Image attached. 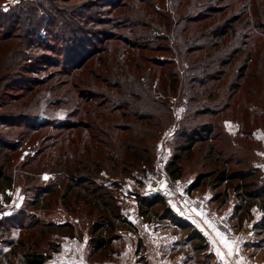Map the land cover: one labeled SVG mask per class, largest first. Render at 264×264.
I'll list each match as a JSON object with an SVG mask.
<instances>
[{
  "label": "trees",
  "instance_id": "1",
  "mask_svg": "<svg viewBox=\"0 0 264 264\" xmlns=\"http://www.w3.org/2000/svg\"><path fill=\"white\" fill-rule=\"evenodd\" d=\"M124 6L137 11L134 14L123 8L116 11ZM251 6L255 8L253 13L248 11ZM14 8L17 12L0 9V40L17 37L21 49L16 52L23 56L16 60L20 65L14 64L11 71L23 70L28 62L52 69L42 79L24 77L20 83L16 81L11 85L22 91L17 98L12 96L13 100L6 102L5 112L8 113L0 116V122L7 128L21 126L38 131L42 126H49L62 131L59 136L68 145L59 152L52 147L60 145V137H50L55 141L54 145H45L43 138V146L20 166L27 173L38 171L36 166L34 169L32 160L44 155L49 148L50 151L55 150L52 153L62 155L59 165L71 166L74 153L69 145L74 146L72 148L79 155L77 165L81 166L75 169L78 173H71L66 179V189L69 192L78 188L77 198L81 197L90 206L89 213L100 214L92 224L94 233L102 231L96 246L107 247L113 242L112 235L107 239L104 237L103 232L112 230L103 231L102 222H108L111 217L106 216L116 208L111 204L112 196L101 192L105 186L95 184L93 174L105 168L108 172L120 170V166L125 174L131 168L151 164L152 156L144 143L156 135L169 117L167 112H170V105L154 94L159 90V85L153 87L155 81L159 83L165 77L167 92L183 89L184 95L187 94L184 97L188 114L178 132L185 131L189 135L176 148L177 153L169 165L167 163L169 174L174 178L180 177L182 154L191 152L198 142L207 141L204 159L218 167L217 175L214 174L215 169L200 174L192 188L199 186L205 177L215 176L216 186L223 182L231 186L230 183L237 180L239 183L234 189L242 202L247 203H241L238 210L253 205L264 210V184H261L264 180L260 175L253 180L259 170L230 169L229 164L236 165L241 161L232 153L221 154L224 148L220 149L213 135L220 123L212 119L200 120L238 106L240 115L245 116L244 121L238 120L245 125L260 107L264 108L261 97H257L260 90L248 86V79L264 80V68H260L261 76L256 66L248 65L251 53L245 55L246 46L255 38L251 15L259 18V22H255L264 23L260 20L264 14V0H170L169 3L166 0H20ZM110 41H118L134 49L126 64L120 61L123 53L118 55L114 64L119 72L116 65H111L112 60L102 57L104 52L112 56L107 45ZM93 57L95 60L90 64ZM174 63L178 65L177 69L173 68ZM120 69L124 73L120 74ZM68 80H72L73 86L62 88ZM74 84L85 88L72 95ZM242 91L249 98L245 107L236 101ZM38 92L43 95L58 92V99L53 104L63 109L72 108L68 117L44 118L41 113L26 109L27 97ZM20 97L23 102L17 104ZM1 99L0 96V102ZM74 116L77 118L71 119ZM26 132L17 133L19 135L14 136V141L0 140V193L11 188L19 178L14 177L11 169L16 158L13 152ZM51 162L56 165L52 158ZM24 176L21 174L22 179ZM139 204L147 208L161 205L165 207L163 219L184 220L173 213L168 200L161 196L140 198ZM6 223L7 219L0 220L1 231L9 227ZM52 248L57 250L56 245ZM50 257L31 251L23 255L21 264H45Z\"/></svg>",
  "mask_w": 264,
  "mask_h": 264
},
{
  "label": "rangeland",
  "instance_id": "2",
  "mask_svg": "<svg viewBox=\"0 0 264 264\" xmlns=\"http://www.w3.org/2000/svg\"><path fill=\"white\" fill-rule=\"evenodd\" d=\"M19 1L0 0V9H9L8 11L17 12L14 7ZM166 1L170 2V0ZM125 6L117 8L116 11H120L123 8V10L131 14L136 13L137 10L133 7V9H130ZM254 9L251 6L248 11L253 13L255 12ZM251 17V29L255 38L246 46L245 55L249 52L251 53L248 65L256 66L258 68L256 71L259 70L261 73L260 70L264 68V65H262V56H264V23L255 22V20L259 22V18L255 14H252ZM260 20L264 22V14ZM92 39L96 40V38ZM19 41L15 36L11 39L0 40V96L2 97L0 116L8 113L5 112L6 102L13 100L12 96L17 98V95L22 91L21 88L11 85H15L16 81L20 83V81L25 79L24 77H40L38 79H42L41 77H44L52 69L49 66H44L43 68L42 64L40 66L34 62H28L25 64L24 71H11V67L14 64L20 65L16 60L23 58L16 52L21 49ZM107 45L110 46L108 52L111 51L112 56L104 52L102 57L105 60H112L111 65L114 67L116 65L114 64L115 60L118 59L119 54L123 53L120 61L126 64L125 61L130 58V54L134 53V49L132 50L131 46L126 44L124 46L118 41H110ZM258 45L263 46L262 48H257ZM94 60L95 58L93 57L89 63L91 64ZM177 64H180L179 60ZM177 64L174 63V69H177ZM16 68L18 69L17 66ZM116 68L119 72L118 66ZM182 68L184 67L182 66ZM99 70H102V68L99 67ZM122 73L124 72L120 69V74ZM260 75L262 76V73ZM248 81L249 87H256L260 90L257 97L260 96L264 102V80L254 78L253 80L248 79ZM155 82L153 87L159 85V90L157 89L154 94L157 99L161 98L167 105H170V112H167L166 116L169 115V117H167L165 124L160 126L156 135L144 143L152 156L151 164L131 168L125 174L121 172V166L120 170L111 171L109 169V172L105 168L100 170L99 173L93 174L92 177L96 181V185L102 184L105 186L101 192H106L112 196L111 204L116 208L113 213L106 216L107 218L111 217L108 222L106 220L101 221L103 223V231L112 230L111 232H103L104 237L106 239L110 235L114 237L113 242L107 247L96 246L97 243L95 242H97L99 233L102 232L101 229L95 233L92 231V224L99 219L98 216L100 214L96 212L89 213L90 206L84 203L81 197L77 198L78 188H74L69 192L66 189V179L71 173H78L75 169H80L81 166L77 165L79 155L73 149L74 146L69 145L70 151L74 153L72 157L74 160H71V166L59 165L58 163L62 161V155L52 153L57 149L61 152L68 145V143L64 144L62 136H59L62 131L52 129L49 126H42L38 131L27 130L21 126L19 128H7L0 122V140L14 141V136L19 135L17 133L27 131L24 139L20 137V141L17 143V150L13 152L16 158H14V165L11 169L14 177L19 178L14 181L11 188L0 193V220L7 219L6 224L9 226L4 228L5 231L0 230V264H21L23 255L31 251L51 255L45 264H52L50 260L55 257V254H59L62 257V259L59 258L60 264H108L114 260L115 251L120 249V252H122L125 247L132 248L134 251L136 250L134 247L136 243L141 245L139 246L140 252L144 253L147 247L144 244L146 237L142 235L141 225L137 222L135 223L131 218L133 213L141 215V219L145 220L150 232H160L157 233V237L153 236L152 242L157 252H163L162 254H164V252L171 250V247L177 246L178 252L181 254L185 253L190 262L194 264H211L206 250L209 248L210 250H208L212 252L214 247H217V243L215 242L216 239L213 238V230L210 225L223 229L229 235V239L239 243L240 246H243L249 238L256 237L259 239L257 240L258 248L264 247V210L257 205H253L250 208L243 207L238 210V206L241 203H247L244 200L242 202L240 194L238 196V192L234 189L235 185L239 183L237 180L231 182V186L226 182L216 186L217 184L214 182L215 176L205 177L199 186L192 188V184L200 174L218 169V167L216 168L204 159V155L208 150L207 141L198 142L191 152L183 153L180 157L182 169L180 178L184 186L189 190V202L185 204L177 202L178 213L170 206L169 201L168 204L173 213L182 217L184 222L163 219L165 207L161 205L147 208L139 204L140 198L150 196L144 195L143 183L137 179V176H143L148 170L153 168L157 150L162 152L169 165L174 154L177 153L176 148L183 144L185 136H189L185 131L183 133L178 132L179 128L182 127L184 118L188 114L185 108V97L187 94L184 95L183 89L175 93L167 92L166 77L159 80V83ZM71 86H73L72 80H68L66 84L62 85V88ZM74 86L72 95L74 92H79V89L85 88L81 84H74ZM23 91L26 92V90ZM57 93L43 95L38 92L37 95L33 93L32 97L25 96L28 98L25 108L31 112L41 113L44 118L59 119L60 117H68V112L72 108L70 110L63 109L57 104H53L54 100L57 101L58 99ZM248 100V95L244 91L238 94L236 99L244 107ZM95 101L98 102L99 100L95 99ZM22 102L23 99L21 97L16 100L17 104ZM246 106L250 107V104ZM258 111L252 119L247 120L245 125H241L242 122L238 120L243 119L242 121H244L245 119L244 115H240L238 106H236V109L234 107L227 109L217 116H204L200 120L212 119L220 123L219 129L215 128L213 135L217 138L215 141L220 149L224 148V151L221 150V154L232 153L231 155L235 159L241 161V163L236 165L229 164L228 167L230 169L234 171L258 169L259 174L253 180L258 175L264 180V141L260 139L264 135V108L260 107ZM76 118V116L71 117V119ZM50 137H60L61 140H58L60 145L52 147L55 150L50 151L49 148L44 155L40 154L36 159L32 160L34 169L36 166L38 171L36 173H27L21 169L20 166L43 146V138L45 139V145H54L55 141H51ZM56 156L57 160L55 159ZM51 158L56 161V165L51 164ZM217 171L214 174L217 175ZM21 174L25 175L24 179L21 178ZM58 177L61 178L59 179ZM261 184H264V182H261ZM223 206L228 207L226 215L220 217L211 214V211L217 213ZM116 211L119 215H117ZM242 234H245V238H247L245 241L241 238ZM207 236L209 237L208 240ZM211 243L214 247H210ZM52 245H56V251L52 250ZM172 264H177V262H172ZM228 264H232V262L229 261Z\"/></svg>",
  "mask_w": 264,
  "mask_h": 264
},
{
  "label": "crops",
  "instance_id": "3",
  "mask_svg": "<svg viewBox=\"0 0 264 264\" xmlns=\"http://www.w3.org/2000/svg\"><path fill=\"white\" fill-rule=\"evenodd\" d=\"M260 139L264 141V135ZM169 203L175 212L178 213V203L175 201H169ZM227 212L228 207L223 206L217 213L215 211H211V214L222 217L226 215ZM131 218L135 221V223L137 222L141 225L140 229H142V235L146 237V242H144V244L147 246L146 251L141 253L139 248L141 245L136 243L134 246L136 250L134 251L132 248L130 249L127 247H125L122 252H120V249L115 251L114 260L110 261L108 264H172V262H177V264H194L190 262L185 253L181 254L178 252L177 246H173V248L171 247V250L166 251V253L164 252V254H162L163 252H157L153 247L152 242L153 236L157 237V233L160 232H150L145 220L142 221L137 213H133ZM210 227L213 230V238L216 239L215 242L217 243V247H214L212 252L209 251V248V250H206L211 264H228L229 261L232 262V264H264V247L258 248V238H249L243 246H240L239 243L230 240L229 235H227L223 229L215 227V225H210ZM176 257H178L180 260ZM59 258L62 259L59 254H55V257L50 261H52V264H60Z\"/></svg>",
  "mask_w": 264,
  "mask_h": 264
},
{
  "label": "built area",
  "instance_id": "4",
  "mask_svg": "<svg viewBox=\"0 0 264 264\" xmlns=\"http://www.w3.org/2000/svg\"><path fill=\"white\" fill-rule=\"evenodd\" d=\"M137 179L143 183L144 195L153 197L161 196L168 201H175L179 204L189 202V190L184 186L180 177H172L167 170V161L160 150L156 151L154 166L143 176H137ZM242 239L246 240L245 234ZM209 237L207 236V240ZM210 247H214L211 243Z\"/></svg>",
  "mask_w": 264,
  "mask_h": 264
}]
</instances>
